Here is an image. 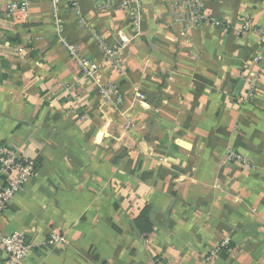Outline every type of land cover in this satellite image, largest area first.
<instances>
[{
  "label": "crops",
  "instance_id": "obj_1",
  "mask_svg": "<svg viewBox=\"0 0 264 264\" xmlns=\"http://www.w3.org/2000/svg\"><path fill=\"white\" fill-rule=\"evenodd\" d=\"M204 1L223 26L183 35L166 0L143 1L138 30L117 4L78 0L88 29L63 5L61 33L48 0L26 15L0 0V150L36 162L0 213V231L32 246L24 264H203L224 240L213 264H264V76L239 100L264 50L259 33L236 34L247 19L264 30V0ZM94 31L112 47L126 35L119 67ZM111 83L120 104L102 97Z\"/></svg>",
  "mask_w": 264,
  "mask_h": 264
},
{
  "label": "built area",
  "instance_id": "obj_2",
  "mask_svg": "<svg viewBox=\"0 0 264 264\" xmlns=\"http://www.w3.org/2000/svg\"><path fill=\"white\" fill-rule=\"evenodd\" d=\"M32 1L33 0H20V2H13L10 4L9 10L14 13L26 15ZM48 1L51 4L52 13L55 18L59 33H61L64 29L59 14L60 8L63 5H67L77 16L82 28L88 29L87 22L82 18L78 0ZM94 1L98 10L101 11L114 9V7L117 8V4V9L124 12L126 16L130 18L133 29H139L141 17L144 12V0ZM166 4L174 24L181 28L183 35L193 28H203L206 25L218 27L223 26V22L219 18L208 13L204 0H166ZM252 32L259 33L261 35V45L264 50V30L256 26L252 20H245L236 34L238 36H244ZM93 36L104 52L105 60L110 62L111 65L113 64L114 67H119L120 62L117 56L128 43L126 35L123 33L118 34V40L115 47L108 45L106 41L95 31L93 32ZM63 45L67 48L70 56L76 58L80 69L84 73V77L87 79H92L96 69H94V71L88 69V60L84 57H80V53L75 46L70 45L65 41H63ZM255 61L257 70L242 77L245 91L240 96L239 100L244 106L250 104L253 101L258 92L260 80L262 76H264V53H260L256 57ZM101 93L105 103L108 105L113 103L114 100L116 104H120L122 102V98L117 92V87L115 84L111 83L107 86H104V88L101 90ZM226 156L229 162L236 164L242 170H248L252 166V163L247 157L235 150H228ZM35 176V160L25 158L19 153H16L8 148H3L0 150V213L8 207V205L15 198V195L25 189L27 183ZM49 242L53 245H64L66 243V238L60 232L51 230L49 234ZM228 246L229 240H224L221 242L219 249H225L228 248ZM0 247L8 254L10 264H24L25 259L32 250V246L26 242L24 235L20 233L7 235L1 231ZM219 249L210 251L203 264H213L216 253Z\"/></svg>",
  "mask_w": 264,
  "mask_h": 264
}]
</instances>
